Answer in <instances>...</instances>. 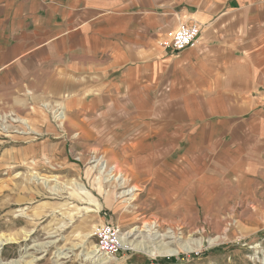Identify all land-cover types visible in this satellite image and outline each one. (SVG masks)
<instances>
[{
  "label": "crops",
  "instance_id": "crops-1",
  "mask_svg": "<svg viewBox=\"0 0 264 264\" xmlns=\"http://www.w3.org/2000/svg\"><path fill=\"white\" fill-rule=\"evenodd\" d=\"M181 21L197 41L164 49ZM22 97L133 158L264 160V0H0V102Z\"/></svg>",
  "mask_w": 264,
  "mask_h": 264
},
{
  "label": "rangeland",
  "instance_id": "rangeland-1",
  "mask_svg": "<svg viewBox=\"0 0 264 264\" xmlns=\"http://www.w3.org/2000/svg\"><path fill=\"white\" fill-rule=\"evenodd\" d=\"M190 24L181 21L159 45L171 50L172 33ZM69 123L51 99L0 102V264H94L84 253L99 254L105 224L119 232L106 264H264V160L207 149L195 160L133 158L124 135ZM121 237L191 250L149 255L125 248Z\"/></svg>",
  "mask_w": 264,
  "mask_h": 264
},
{
  "label": "built area",
  "instance_id": "built-area-1",
  "mask_svg": "<svg viewBox=\"0 0 264 264\" xmlns=\"http://www.w3.org/2000/svg\"><path fill=\"white\" fill-rule=\"evenodd\" d=\"M200 27L196 23L180 25L171 35L169 46L171 51H179L186 47L193 46L197 41ZM165 44H168L165 43ZM98 253L105 256L112 255L119 247L118 228L105 224L97 233Z\"/></svg>",
  "mask_w": 264,
  "mask_h": 264
},
{
  "label": "bare ground",
  "instance_id": "bare-ground-1",
  "mask_svg": "<svg viewBox=\"0 0 264 264\" xmlns=\"http://www.w3.org/2000/svg\"><path fill=\"white\" fill-rule=\"evenodd\" d=\"M105 168H106V164L104 162H100L99 163V170L101 172L102 171L104 172L105 171ZM110 169L111 168L108 169V172L110 171ZM135 190H138V187L134 185L131 188L122 191L121 194L122 195H129L130 193H133V191H135ZM151 225L152 224H150V226H149V230L152 227ZM9 239H11V238H9ZM9 239H7V240H9ZM121 244L125 248H133L135 250H139V251L145 252V253H147L149 255H153L154 253H158V254H178L181 249L191 250V246L190 247L189 246L188 247L180 246V247H178L176 249V248H170L169 246H167V244H164L163 246H161L158 249L154 250V247H151V246L150 247L152 249H149V247H148L149 245L146 244V243L134 242L133 240H128V239H125L124 237H121ZM64 254H66V253H64V252H58L57 259H64V258H66L67 256L64 255ZM84 254H85V259H90L92 261V263H94V264H106L111 259H114L113 257H103V254H97V252L95 250L86 251ZM37 259H39V258L38 257L37 258L36 257H33V258H31V259H29V260H27L25 262H21V260H17V261H12L11 263H6V264H30V263L34 262L35 260H37Z\"/></svg>",
  "mask_w": 264,
  "mask_h": 264
},
{
  "label": "trees",
  "instance_id": "trees-1",
  "mask_svg": "<svg viewBox=\"0 0 264 264\" xmlns=\"http://www.w3.org/2000/svg\"><path fill=\"white\" fill-rule=\"evenodd\" d=\"M162 263V262H161ZM164 263H168L167 261H164ZM171 263H173L172 261H171Z\"/></svg>",
  "mask_w": 264,
  "mask_h": 264
}]
</instances>
